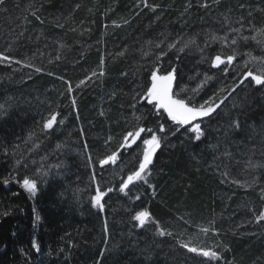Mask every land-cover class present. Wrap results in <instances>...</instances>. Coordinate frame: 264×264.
Masks as SVG:
<instances>
[{
	"label": "trees",
	"instance_id": "obj_1",
	"mask_svg": "<svg viewBox=\"0 0 264 264\" xmlns=\"http://www.w3.org/2000/svg\"><path fill=\"white\" fill-rule=\"evenodd\" d=\"M35 1L38 6L24 14L25 27L39 26L46 34L61 31L72 48L81 41L98 43L74 64L56 61L18 86H0V98L14 87L38 88L65 107L56 109L57 123L48 130L43 129L45 117L38 114L11 112L0 120V264H264V219H256L264 210V85L253 83L256 93L221 114L227 99L214 116L203 120L214 128L202 131L199 140L195 133L184 136L186 128L171 124L153 105L139 103L149 73L156 67L169 69L147 68L138 88L142 62L128 53L133 38L141 41L137 44L152 38L142 20L143 11L131 7L133 0ZM153 1L164 10L158 23L162 34L163 25L173 20L183 21L188 28L195 19V24H202L197 34L217 30L216 23L223 22L215 4L212 10L204 9L196 0L198 7L186 10L187 0ZM15 3H0V22ZM222 3V16L242 28L240 38L250 36L252 44L244 50L264 56V52L256 53L264 45V0ZM127 20V25L119 27ZM109 42L118 47L110 50ZM126 47L128 53L123 50ZM241 50L216 52L233 55L234 60L229 72L216 75L221 88L208 87L204 95L215 96L216 101L236 84L239 77H230V69ZM192 60L188 63L194 71L198 67ZM221 68L204 71L214 75ZM10 71V63L0 59V74ZM93 72L103 80L84 88L85 94L78 93L77 84ZM67 82L75 87V108ZM62 117L65 121L60 123ZM233 121H238L239 128L230 127ZM160 124L165 127L162 133ZM138 127L160 135L161 147L149 165L147 183L135 181L122 193L120 184L138 167L143 140L150 135L141 133L130 149H121L124 135ZM118 149L115 163L99 164ZM225 172L226 177L221 175ZM26 177L37 183L33 201L19 185ZM244 177L251 183H245ZM6 179L8 184L3 183ZM97 187L106 193L103 209L92 204ZM141 210L152 217L144 226L132 219ZM155 222L172 235H158ZM199 226L221 234V243L205 248L217 252V258L182 247L185 233ZM34 239L39 251L32 247Z\"/></svg>",
	"mask_w": 264,
	"mask_h": 264
},
{
	"label": "rangeland",
	"instance_id": "obj_2",
	"mask_svg": "<svg viewBox=\"0 0 264 264\" xmlns=\"http://www.w3.org/2000/svg\"><path fill=\"white\" fill-rule=\"evenodd\" d=\"M208 2H210V4H208ZM195 3L196 0H191V2L187 0L186 10L198 7ZM198 3L204 9L209 8V10H212L215 8L214 4L219 9L218 17L221 16L223 22L216 23L217 30L204 31L203 33L199 32L197 34L195 30L202 24H195V19H192L193 24L188 28H184L185 23L183 21L173 20L170 21V23L168 22V25H163L162 31L164 30L165 32L162 34L158 23L163 20L164 10L160 9V3H156L153 0L132 1L131 7L139 6L138 12L141 13L143 11L142 20H144L147 26L148 35L152 38L144 39V43L138 44L137 42L141 41H138L137 37L133 38L134 43H132L133 46H131L129 50L130 53H128V47L123 48L129 56H137L142 62L143 68L142 73L138 78V88L142 85V75L147 71V68L150 70L153 66L157 65L166 69L178 68L179 75L174 91L176 95L192 100L199 106L205 101H209L210 98L213 101L215 96H210L208 93L204 95V92H206L205 89L209 87V89L213 88L214 91H216L220 87V83L216 80V75L217 73L223 75V73L229 72V65L228 63L220 65L217 69L222 68L214 75L212 71L209 72L208 70H212L213 68L212 60L218 55L216 52L227 50L228 48L237 51L238 49L241 50L243 48V50L239 51V58L230 69V77L237 79L246 69L258 74L264 72V56L254 55L248 50H244L252 44L250 36L246 34L245 37L240 38L242 28H236L235 22L227 21V18L222 16V8L224 6L222 0H198ZM145 4H147V7H145ZM204 5H207V7ZM37 6L38 4L35 0H16V3L8 9L6 19L0 22V54H3L4 57L11 58L10 60H4L10 63L11 71L0 74V86H3L4 88L11 85L18 86L22 81L33 75V73L36 72L35 69L37 67L43 70L56 61L74 64L98 43L97 40L81 41L77 48H72L66 44L64 34L61 31L46 34L39 26L25 27L23 24L24 14L27 11L34 10ZM128 21L129 20H127L126 23L124 21L119 27H124L128 24ZM166 25L169 27L168 29L167 27L164 29ZM157 29H159L158 33L155 32ZM237 29L239 31H236ZM110 31L111 30H109V32ZM248 31L249 30L246 28L245 33ZM213 37H217V39H213ZM233 40H235L234 44L232 43ZM190 41L194 42L190 43ZM172 43H175L176 46L169 49L168 45ZM157 45H159V47H157ZM185 45L187 46L185 47ZM107 47H111L110 50H112L118 46H116V44L113 45V42H109ZM181 48L184 50L180 51ZM162 51L165 53L163 56L160 55ZM261 52H264V45L260 44L256 53L259 54ZM144 53H147V55ZM57 57H59V59H57ZM103 57L104 55L101 56V58ZM221 57L226 58L227 56L222 54ZM190 59H194L192 60V64L198 67L197 70L193 71L188 63V60ZM17 61H20V63H17ZM29 64L32 65V67L26 66ZM204 69H208V72L206 71L205 73ZM225 69H227V71H225ZM195 71L196 73L193 74ZM95 76L89 75L84 77L82 79L84 83L77 84V88H79L77 92L81 93L84 88L90 84L103 80L98 77V75ZM206 77H209L210 79L205 80ZM198 85H200L199 90L194 92L193 90L197 89ZM67 86L68 91L69 87H71V91H69V99L70 103L75 108V87L70 82H67ZM254 86L253 82L244 84L240 91L230 97L223 105L221 114H227L232 108L237 107L243 97L256 93ZM59 88L60 86L56 88L58 95L60 92ZM85 91L82 94H85ZM73 100L75 101V104H73ZM58 104L57 101L50 100L46 96V93L41 89L14 87L7 92L5 91L4 97L0 98V105L3 106V108H0V120L11 112L38 114L44 116L45 119H48L52 113H56L58 107H60L61 110H64L65 107L62 104ZM64 117L61 118L63 122L65 121ZM195 124H200L202 131L214 128V125L207 121H200ZM190 128L191 126L186 128V131L183 134L184 136H189V134L193 133L190 131ZM149 137L150 135L145 139H148ZM89 157H91L90 153ZM241 174L244 173L242 172ZM244 178L245 179L242 180H246L245 183H247V180H250L249 183H251L250 178ZM255 180L256 178H253V182H255ZM22 181L19 185L23 188ZM23 190L27 193L30 200L33 201L35 196H31V194L24 188ZM36 216H38L37 213L35 218ZM38 222L39 220H36V223ZM202 228H207L209 230L204 232L201 230ZM183 238L184 241H182V243H187L189 246L196 244L198 247L202 248L209 247L212 244L221 243L222 241L219 231L206 226H199L198 228L191 229L189 232L185 233Z\"/></svg>",
	"mask_w": 264,
	"mask_h": 264
},
{
	"label": "snow or ice",
	"instance_id": "obj_3",
	"mask_svg": "<svg viewBox=\"0 0 264 264\" xmlns=\"http://www.w3.org/2000/svg\"><path fill=\"white\" fill-rule=\"evenodd\" d=\"M3 0H0V3H2ZM207 7V5H204ZM145 7H147V4H145ZM34 15V13H33ZM126 23V21H125ZM236 31H239L238 29ZM258 32L261 30H257ZM213 39H217V37H213ZM247 39V38H246ZM252 39H256L255 36L252 37ZM194 42V41H190ZM232 43H235V40L232 41ZM176 45L175 43L169 44L168 48L172 49ZM187 45H185L186 47ZM159 47V45H157ZM184 49L181 48L180 51H183ZM124 53H120V55H123ZM147 55V53H144ZM165 53L162 51L160 53L161 56H163ZM0 59L3 60H10L9 57H4L3 54H0ZM59 59V57H57ZM234 60L233 55H229L226 58H222L220 55H217L212 60L213 67H218L221 64H224L227 62L228 64H231ZM17 63H20V61H17ZM28 67H32V65H26ZM103 58H101V72L99 73L101 76L104 75L103 72ZM36 72L42 71L41 68L37 67L35 69ZM227 71V69H225ZM175 72L176 69L173 68L172 71H169L166 75H158V72L156 70H153L151 72V86L147 88V91L144 93L141 99H147L149 103L154 104V107L156 109H163L164 112L167 113L168 118L173 121L175 124L178 125H188L192 121H195L199 117H209L211 114H213L224 102L223 98H221L220 103H215L214 101L210 100L205 101L203 104H201L199 107L196 106H190L188 102H186L184 99H179L173 96L172 94V83L175 79ZM96 73L93 72L92 76H95ZM244 77H251V79L255 82L256 85H264V72L262 74H254L252 71H248L244 73ZM87 79V78H86ZM210 79L209 77H206L205 80ZM243 82V81H241ZM81 84L84 83V81L80 82ZM200 85H198L197 89H194L193 91H198ZM69 91H71V87H69ZM115 95V94H113ZM73 104H75V101L73 100ZM134 107V105H133ZM0 108H3L2 105H0ZM103 114V113H101ZM139 119V118H137ZM57 123V116L55 113H52L51 116L46 119L43 123V129L48 130L52 129L54 124ZM60 123H63V121H60ZM230 127L239 128L238 121H233L232 125ZM159 131L164 132L165 127L163 124L159 125ZM190 131L195 133V139L199 140L201 136L203 135L202 129L200 124H192ZM141 133H149L150 137L148 139L143 140V148H142V156L139 157V163L138 167L135 168L134 171H131L125 180L120 184V192L124 193L126 189H128V186L130 184H133L135 181L138 180H144L145 183H147L146 174L149 170V165L153 163V157L156 153L157 149L161 147V137L156 134L155 131L152 129H145L144 127H138L135 129V131H130L126 133L123 137V143L120 145L121 149H130L134 144H136L138 138L141 137ZM118 152H113L111 155H106L103 159L99 160V164L103 167L104 165L108 163H115L118 159ZM89 160L91 162V157H89ZM222 176H227L228 174L222 173ZM4 184H8V180L3 181ZM23 188L31 194V196H35L37 192V183L34 179L25 178L22 181ZM108 191H112V189H109ZM155 194V193H153ZM106 195L104 191H101L99 187L96 189V193L94 196L91 197L92 204L94 207H99L103 209V204L101 203L102 198ZM37 221L40 219L39 216H36L35 218ZM133 220L138 222V226H144L146 222L150 221L152 219L151 214L146 210L137 211L135 215L132 217ZM182 219V218H181ZM257 221H260L261 219H264V211L260 213L256 217ZM157 234L160 236L165 235H172L170 232H166L165 229L160 226L159 222H155ZM105 232L107 233V224H105ZM204 232H207L209 229L202 228L201 229ZM32 247L39 251V245L35 241V239L32 241ZM182 247L187 249L191 253H196L198 255H201L206 258H217L218 253L211 250V249H205L202 247H195V246H189L187 243H183Z\"/></svg>",
	"mask_w": 264,
	"mask_h": 264
},
{
	"label": "water",
	"instance_id": "obj_4",
	"mask_svg": "<svg viewBox=\"0 0 264 264\" xmlns=\"http://www.w3.org/2000/svg\"><path fill=\"white\" fill-rule=\"evenodd\" d=\"M223 58V57H222ZM225 63H227V62H225ZM224 63V64H225ZM233 63V62H232ZM231 63V64H232ZM231 64H228L229 66L228 67H230V65ZM213 65V64H212ZM222 65V64H221ZM220 66V65H219ZM218 66V67H219ZM213 68H217V67H213ZM172 69L173 68H171V69H169V70H167V71H161L160 70V68L159 67H156V68H154L153 70H156L157 72H158V75H166L169 71H172ZM152 70V71H153ZM151 71V72H152ZM248 71H251V70H245L244 72H242L241 73V75L239 76V78H238V80H237V82H236V84L225 94V95H223L222 97H220L219 99H217L216 101H214L215 103H220V101H221V98H223V100H224V102L227 100V99H229V97L231 96V94L236 90V89H238L242 84H244L246 81H248V80H251L254 84H255V82L251 79V77H244V73H246V72H248ZM151 72L149 73V75H148V85H147V88L148 87H150L151 86ZM254 74H257V75H259L258 73H256V72H254V71H252ZM176 81H177V73L175 72V79L173 80V83H172V94H173V96H175L176 98H179V99H184L186 102H188L185 98H182V97H180V96H178V95H176L175 93H174V91H175V86H176ZM241 81H243V82H241ZM256 85V84H255ZM147 88H146V90H145V92L147 91ZM144 92V93H145ZM144 93H143V95H144ZM142 95V96H143ZM141 96V97H142ZM141 102H145L147 105H153L154 106V104H152V103H149V101L147 100V99H139V103H141ZM224 102L221 104V106L224 104ZM189 103V102H188ZM190 104V103H189ZM190 106H196V107H199V105H194V104H190ZM221 106L213 113V114H211V116H209V117H199V118H197L195 121H192L190 124H188V125H178V124H175L173 121H171L169 118H168V116H167V113L166 112H164L163 111V109H156L155 107V110L156 111H162L163 112V114L166 116V118L168 119V121L169 122H171V124H174V125H178V126H180L181 128H187V127H189V126H191L192 124H195V123H198V122H200V121H203V120H206V119H208V118H210V117H212V116H214L218 111H219V109L221 108Z\"/></svg>",
	"mask_w": 264,
	"mask_h": 264
}]
</instances>
